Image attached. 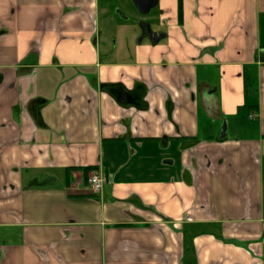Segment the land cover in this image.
I'll return each instance as SVG.
<instances>
[{"label": "crops", "instance_id": "0c3cea01", "mask_svg": "<svg viewBox=\"0 0 264 264\" xmlns=\"http://www.w3.org/2000/svg\"><path fill=\"white\" fill-rule=\"evenodd\" d=\"M0 264H264V0H0Z\"/></svg>", "mask_w": 264, "mask_h": 264}, {"label": "water", "instance_id": "95a60500", "mask_svg": "<svg viewBox=\"0 0 264 264\" xmlns=\"http://www.w3.org/2000/svg\"><path fill=\"white\" fill-rule=\"evenodd\" d=\"M152 5L155 4V2H150ZM140 26L142 28L143 31V36L139 39V41H141V39L143 37H147L153 44H157L160 41H162L165 38V34L162 32H153L151 30V27L149 25L148 22H142L140 23ZM225 133V131H224Z\"/></svg>", "mask_w": 264, "mask_h": 264}, {"label": "built area", "instance_id": "2783aa9c", "mask_svg": "<svg viewBox=\"0 0 264 264\" xmlns=\"http://www.w3.org/2000/svg\"><path fill=\"white\" fill-rule=\"evenodd\" d=\"M105 183V178L99 173L90 174L88 177V184L91 187L93 194H99Z\"/></svg>", "mask_w": 264, "mask_h": 264}, {"label": "trees", "instance_id": "16d2710c", "mask_svg": "<svg viewBox=\"0 0 264 264\" xmlns=\"http://www.w3.org/2000/svg\"><path fill=\"white\" fill-rule=\"evenodd\" d=\"M179 17H182V0H179ZM244 107H247L249 109H252L250 106L245 105ZM91 170V168H85L84 172L85 174H88V172Z\"/></svg>", "mask_w": 264, "mask_h": 264}, {"label": "rangeland", "instance_id": "374dc122", "mask_svg": "<svg viewBox=\"0 0 264 264\" xmlns=\"http://www.w3.org/2000/svg\"><path fill=\"white\" fill-rule=\"evenodd\" d=\"M132 21V20H131ZM140 37V35L138 34V38Z\"/></svg>", "mask_w": 264, "mask_h": 264}, {"label": "flooded vegetation", "instance_id": "af4514ba", "mask_svg": "<svg viewBox=\"0 0 264 264\" xmlns=\"http://www.w3.org/2000/svg\"><path fill=\"white\" fill-rule=\"evenodd\" d=\"M142 36H143V31H142Z\"/></svg>", "mask_w": 264, "mask_h": 264}]
</instances>
